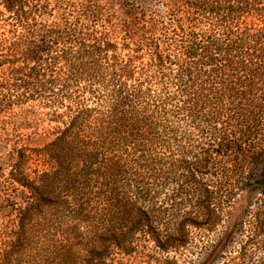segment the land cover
<instances>
[{
	"label": "trees",
	"instance_id": "obj_1",
	"mask_svg": "<svg viewBox=\"0 0 264 264\" xmlns=\"http://www.w3.org/2000/svg\"><path fill=\"white\" fill-rule=\"evenodd\" d=\"M28 100L62 124L31 148L0 121V264H110L264 219V0H0V114Z\"/></svg>",
	"mask_w": 264,
	"mask_h": 264
},
{
	"label": "rangeland",
	"instance_id": "obj_2",
	"mask_svg": "<svg viewBox=\"0 0 264 264\" xmlns=\"http://www.w3.org/2000/svg\"><path fill=\"white\" fill-rule=\"evenodd\" d=\"M62 11L59 8L55 9L51 16L57 19L61 17ZM140 56L138 55V58ZM52 112L53 108L46 107L37 100L17 102L7 106L5 112L0 114V121L3 122L1 126L5 128L4 131L10 130L11 134L15 132L27 146L42 148L55 137L57 127L62 124ZM2 142L3 139L0 140V143ZM1 156L0 182L4 183L9 175L10 167L6 159H1ZM36 167L40 168L37 162L32 160L30 171ZM2 186L4 184L0 186V245L2 240L10 235L17 219L16 212L10 205V199L5 198L4 192L7 189ZM251 217V215H243L239 218L225 216L215 225L208 223L204 228L189 227L186 245L169 251L161 250L154 246L153 242L142 239L140 241V248H143L141 251L127 254L115 250L108 263L264 264V219H252Z\"/></svg>",
	"mask_w": 264,
	"mask_h": 264
}]
</instances>
